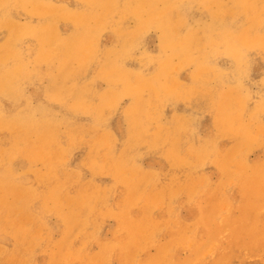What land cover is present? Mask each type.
<instances>
[{
  "label": "rangeland",
  "instance_id": "obj_1",
  "mask_svg": "<svg viewBox=\"0 0 264 264\" xmlns=\"http://www.w3.org/2000/svg\"><path fill=\"white\" fill-rule=\"evenodd\" d=\"M228 7L0 0V264H264V0Z\"/></svg>",
  "mask_w": 264,
  "mask_h": 264
},
{
  "label": "bare ground",
  "instance_id": "obj_2",
  "mask_svg": "<svg viewBox=\"0 0 264 264\" xmlns=\"http://www.w3.org/2000/svg\"><path fill=\"white\" fill-rule=\"evenodd\" d=\"M227 1L230 3V7H231V6H236L238 3H240L241 0H227ZM230 7L225 9V14L229 13ZM47 38L48 37L45 38V41H47ZM52 38H54V36H49V38H48L49 41ZM199 43L200 42H198V44ZM67 45H68V48L71 51V53L68 56L67 62L65 61V64H66L65 68L63 69V71H61L59 73V75L56 78L52 79V83L53 84H60V86H62V87H67L69 85V83H68V77L70 75V72H69L70 64L69 63L72 60L78 58V56H79L78 52L80 50V47L82 46L81 43L78 44V42H76L74 40L68 41ZM195 48H196V46H195ZM72 74H73L74 77H76L77 74H78V71L73 72ZM3 78L1 79V82H0V92H5V93L9 94V97L12 98L13 100H15V98L18 96V92L13 90V89H10L9 85L7 84L8 80H3ZM61 90L64 91L65 89H61ZM75 106L78 107L79 108L78 110H80V111H86L87 110L86 108L89 106V102L87 100V96L84 95V94H80L76 98ZM133 129L136 130V127H134ZM44 144L45 143H43V145ZM44 150H46V149H44ZM0 182L2 184V185H0V193H1V192L5 191V189H3V188L5 187V184L7 183V180L4 178V179L0 180ZM10 193L11 192L9 191V195H10ZM0 200H5V197H0Z\"/></svg>",
  "mask_w": 264,
  "mask_h": 264
}]
</instances>
